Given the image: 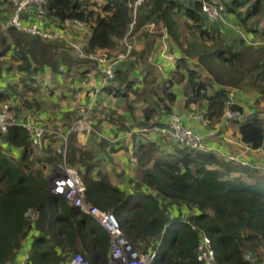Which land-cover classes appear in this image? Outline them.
I'll use <instances>...</instances> for the list:
<instances>
[{"label": "trees", "instance_id": "trees-1", "mask_svg": "<svg viewBox=\"0 0 264 264\" xmlns=\"http://www.w3.org/2000/svg\"><path fill=\"white\" fill-rule=\"evenodd\" d=\"M91 1L49 0L45 18L59 28L67 21L83 22L90 31L85 47L89 54L113 50L116 39L122 38L134 21L128 0H103L101 7ZM202 4L197 0H146L139 10L134 33L142 30L140 62L149 69L150 79L145 81V89L134 90L136 80H129L130 70L119 71L120 86L108 87L105 92L119 98L132 93L133 102H151L138 123L145 130L162 127V117L176 106L173 88L177 83L183 84L184 108L188 111L196 106L198 112L203 111L209 130L217 128L227 110L243 113V108L231 101L232 91H251L264 101V42L254 46L243 39L228 44L218 29L206 25V20H217L207 19ZM220 5L223 16H235L248 32H256L260 21L264 22V0H220ZM150 23H162L184 55L175 60L171 78L162 83L157 82L158 70L149 62L156 41V35L144 29ZM69 48L64 41L16 29L0 32V80L4 71L12 70L11 62L5 60L12 51V60L20 63L17 71L26 73L16 117L39 107L38 102L25 98L29 92L39 91L27 83L32 82L30 75L44 68L62 75L74 67L85 76L84 68L92 64L94 68L92 61L75 58ZM191 59H197L195 67L204 69L210 80H203L190 66ZM66 67L67 72L63 71ZM10 97V92L0 90V108L9 104ZM73 125L70 122L66 132ZM239 130L242 144L253 150L264 148L261 112L249 115ZM52 146L50 142L49 151L38 156L23 128L13 126L6 134L0 133V264H12L25 241L31 242L27 264H67L75 254L84 256L89 264H108L107 231L51 191L48 170L58 164L51 155ZM153 146L139 148L140 177L131 181L133 191L129 194L113 184L108 170L91 151L80 148L73 134L67 162L79 171L91 205L114 214L126 239L139 251H157L153 264H201L197 251L202 234L212 241L216 264H250L248 254L263 264L264 176L260 171L213 152L180 146L177 156L157 157ZM10 149L20 150V157L9 155ZM174 208L179 209L177 217H173Z\"/></svg>", "mask_w": 264, "mask_h": 264}, {"label": "crops", "instance_id": "crops-1", "mask_svg": "<svg viewBox=\"0 0 264 264\" xmlns=\"http://www.w3.org/2000/svg\"><path fill=\"white\" fill-rule=\"evenodd\" d=\"M91 2L97 4L98 7H101L104 3L103 0H94ZM11 13L6 16L3 29L7 30L5 22L8 20ZM155 24L159 29L165 28L166 32H152L146 26H144V29L147 30L149 34L156 35L155 45L149 57V62L158 70L157 82L162 83L171 78L172 73L176 71L175 60L184 58V55L173 43L167 28L162 23ZM260 24L259 27L256 28V32H249L253 35L252 37H254V39L255 36L256 38L261 37L264 39L262 36V31L264 29L260 27ZM3 29L0 30L5 32L6 30ZM141 31L142 30L136 32L135 41H137V46L133 55L129 58L127 63L121 66L123 68L119 70L125 72L130 70L129 80H136L133 86L134 90L145 89V81L148 82L150 79L149 69L145 68L140 62L141 51L144 48V38H141ZM89 35L90 31L86 27L84 30H74L69 34V38L85 49ZM125 36L126 34L122 38L116 39V46L113 50L103 51L113 54L120 52L124 45ZM252 37H249V40L246 39V41L251 45L257 46L256 42L251 41ZM69 49H71L75 58H78L74 50L71 47ZM100 52L101 51L97 53ZM12 56H14L13 51L5 60L9 63L11 62L12 70L14 69L16 74H12L9 80H5V77L9 76L12 70L10 72L4 71L3 79L0 80V90L10 92L11 97L9 103L12 107L18 108L22 102V98L18 96V93L23 89L22 81L25 79L26 73L17 71V67L20 63L12 60ZM197 62V59H191L189 64L192 68L200 72L203 80H210L209 75L204 69L195 67ZM92 65L83 69L84 72H87L85 76H80L77 73V68L74 67L66 73V77L65 74L53 75L49 68H44L38 74L30 75L29 78L32 79V82H27L31 84V87H41V89L36 94L29 92L25 98L33 100L32 102L39 103V107L34 106L33 109L38 117L49 122L52 126L56 127V129L64 131L69 136L70 133L76 136L80 148L85 151H91L95 160L100 162L99 165L105 170H108L111 174L113 184L129 194L133 191L131 181L139 179L140 177L137 169L139 161L138 151L140 147H147L153 144L155 149L154 152L157 157H167L171 155L177 156L176 148L178 146L171 142L168 136L158 133L155 130H145L144 127L138 126V123H141L143 120L144 109L149 106L151 102L146 104L142 100L133 102L135 96L132 93H129L127 98H119L114 94H110L107 91L105 92L108 87H103L102 77L96 72V65H94V68L91 67ZM67 69V67L63 68V71L67 72ZM70 74L72 77H67V75ZM116 78L109 87L118 88L120 86L118 73ZM73 79L74 82L72 83ZM72 84H74L73 87ZM59 85L63 91H66L63 95L65 97L64 103H61V101L60 104H48L45 101V98H47V91L53 90L56 99L57 91H54V89ZM123 88L124 86L121 89ZM173 90L176 94V106L171 110L169 115H164L162 117L161 122L163 125L161 128L166 127L168 122L172 119L178 118L182 125L191 128L203 136L205 143L210 148L208 152H213L231 161L241 163L244 166L258 169L260 175L264 176V148L253 150L242 144L239 130L240 125L252 113L262 111L261 113L264 116V101H260L256 93L251 91H232L231 101L239 104L243 108L241 118L225 126L223 117L221 123L215 130H209L204 120L203 111L198 112L196 106H192L188 111L184 108L186 98L183 84L177 83ZM258 100L261 106H258L259 108H257L256 105ZM87 108H92V111L89 112V119L93 113L96 114V119L90 122V127L82 132H70L71 130L66 132V126L75 118L82 119L84 116V109ZM77 113L80 114V117H78ZM199 115L203 116V118ZM64 120H66L65 126L63 125ZM210 132H215V135L212 137L209 136ZM54 146L55 144H53L52 147ZM10 151V153H13L16 157H20V150L10 149ZM51 155L55 157L59 163V158L53 154ZM184 162L185 161H183V163ZM244 177L248 178L247 176ZM178 215V208H174L173 217H177ZM24 246V249L22 248L12 264H27L31 242L25 241Z\"/></svg>", "mask_w": 264, "mask_h": 264}, {"label": "built area", "instance_id": "built-area-1", "mask_svg": "<svg viewBox=\"0 0 264 264\" xmlns=\"http://www.w3.org/2000/svg\"><path fill=\"white\" fill-rule=\"evenodd\" d=\"M8 1L12 6V13L5 22L7 29H16L46 40L64 41L74 50L78 58L90 60L96 65V72L102 77L103 87H109L115 81L117 71L122 68V65L127 63L136 49L137 41H135L136 33H134L136 18L146 0H128V6L134 21L129 31L126 32L122 50L114 54L106 51L89 54L84 47L72 41L69 38V34L74 30L79 31L86 28V25L80 20L67 21L63 28L53 27L55 22L45 18L49 0ZM197 1L203 2L202 10L208 20H218L223 17L221 11L224 7L220 5V0ZM147 28L152 32H166L165 28L159 29L155 23L148 24ZM10 108V104H4L0 108V133L6 134L10 127L13 126L21 127L27 132L35 150L40 153H43L47 148L50 149L48 144L52 140L57 141V145L51 149V154L59 158V163L52 167L54 174L52 179H50L51 191L63 196L72 206L79 208L84 214L93 217L107 231L110 237L108 264H153L157 256L156 250L148 253L139 251L126 239L114 214L97 208L86 200L84 181L79 171L67 162L70 136L38 117L33 111L18 118L11 113ZM90 111H92V108L84 109V116L81 120L86 122ZM199 116L203 118V116ZM241 116L242 113L238 111L227 110L223 116L224 125H230V123L238 120ZM81 120L72 127L70 132H82L90 127L85 123L86 128H78L77 126L81 124ZM154 130L168 136L171 142L182 148L204 152L210 151L203 136L182 125L178 118L169 121L166 127H157ZM214 135L215 132H210L209 134L211 137ZM197 259L201 264H216L212 241L204 234L200 237ZM246 259L250 264H257L256 259L250 254L246 256ZM67 264H89V262L81 254H75L68 259Z\"/></svg>", "mask_w": 264, "mask_h": 264}, {"label": "rangeland", "instance_id": "rangeland-1", "mask_svg": "<svg viewBox=\"0 0 264 264\" xmlns=\"http://www.w3.org/2000/svg\"><path fill=\"white\" fill-rule=\"evenodd\" d=\"M92 1H94V0H92ZM11 10H12V8H11V6H10V4L9 3H4V2H0V29H3L4 28V21H5V19H6V16H8L10 13H11ZM4 14H5V16H4ZM206 25L208 26V27H214L215 29H218L222 34V39L223 40H225L228 44H233V45H236V43L238 42V41H240V40H243V39H247V40H249V37H252L253 35L251 34V33H249L248 32V30L245 28V27H243V25L240 23V21H239V19H237L235 16L233 17V16H230V15H227V14H225L223 17H222V19H220V20H217V21H215V22H213V23H210V21H207L206 20ZM260 27H264V22H263V20L262 21H260ZM3 30H6V29H3ZM0 32H1V30H0ZM261 36V35H260ZM251 41H254V42H256L257 43V45H261V44H263V42H264V39L263 38H261V37H258V38H256V36H255V39H254V37H252V40ZM254 44V43H253ZM11 71V69L9 70V71H7V72H10ZM12 74H16V71H14V69L12 70V72L9 74V76H7V77H5V80H9L10 78H11V75ZM65 77H66V74H65ZM67 77H72L71 76V74L70 75H67ZM205 80V79H204ZM74 82V79H73V81H72V83ZM74 86V84H72V87ZM38 88V90H40L41 89V87H37ZM72 89V88H71ZM54 91H57V93H56V99H55V93H53V90L51 91H47V95H46V97L47 98H45V101L49 104H52V103H56V104H60V102L61 103H64V99H65V97L63 96L64 95V93H66V91H63L62 89H61V87H60V85L59 86H56V88L54 89ZM68 91H69V88H68ZM62 95V96H61ZM67 98V97H66ZM41 99V98H40ZM10 104V103H9ZM11 105V104H10ZM256 105H257V108H259V107H261L260 106V103H257L256 102ZM259 106V107H258ZM13 108V109H12ZM11 109V113L12 114H14V116L16 117V109L14 108V107H11L10 108ZM15 112H14V111ZM78 112V111H77ZM262 112V111H261ZM16 113V114H15ZM78 114V117H80V114L79 113H77ZM95 113H93V115L91 116V118L89 119L88 117L90 116L89 114L87 115V120H86V122L84 121V120H81L80 118H75L73 121H72V124L73 123H75L76 124V122H78V121H80L81 120V124H79L77 127L78 128H86V125H85V123H87V125L88 126H90L91 124H90V122L92 121H94L95 119H96V117H95ZM17 116H19L18 114H17ZM63 125L65 126L66 125V120H64L63 121ZM61 127H62V125H61ZM63 128V127H62ZM65 129V128H64ZM52 143L53 144H55V145H57V141L56 140H52ZM47 150L49 151V149L47 148ZM46 151V150H45ZM44 151V152H45ZM8 152V151H7ZM43 152V153H44ZM35 153H36V155H38V156H40V155H42L43 153H40L39 151H37V150H35ZM8 154L9 155H11L12 157H16L13 153H10V152H8ZM48 173H49V177H50V179H52V176H53V174H54V171H53V169H52V166L49 168V170H48ZM176 210V209H175ZM179 210V209H178ZM25 244V243H24ZM24 246V245H23ZM25 247V246H24ZM24 247H22L23 249H24Z\"/></svg>", "mask_w": 264, "mask_h": 264}, {"label": "clouds", "instance_id": "clouds-1", "mask_svg": "<svg viewBox=\"0 0 264 264\" xmlns=\"http://www.w3.org/2000/svg\"><path fill=\"white\" fill-rule=\"evenodd\" d=\"M117 73H118V71H117ZM117 73H116V75H117Z\"/></svg>", "mask_w": 264, "mask_h": 264}]
</instances>
